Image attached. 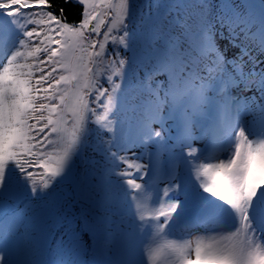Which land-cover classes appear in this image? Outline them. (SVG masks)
<instances>
[{
	"label": "snow or ice",
	"instance_id": "6c2138e0",
	"mask_svg": "<svg viewBox=\"0 0 264 264\" xmlns=\"http://www.w3.org/2000/svg\"><path fill=\"white\" fill-rule=\"evenodd\" d=\"M0 17V190L9 165L33 195L50 188L89 122L107 133L92 155L81 153L74 185L81 200H91V218L77 220L63 199L4 207L0 264H10V252L23 256L21 264H103L118 253L123 220L114 224L109 211L114 174L134 193L136 220L162 219L163 232L181 201L149 207L134 174L175 180L176 153L195 154L192 141L213 108L234 132V151L195 174L204 178L203 191L235 214L236 226L157 244L147 259L264 264V0H0ZM179 188L165 186L163 196Z\"/></svg>",
	"mask_w": 264,
	"mask_h": 264
},
{
	"label": "rangeland",
	"instance_id": "374dc122",
	"mask_svg": "<svg viewBox=\"0 0 264 264\" xmlns=\"http://www.w3.org/2000/svg\"><path fill=\"white\" fill-rule=\"evenodd\" d=\"M0 20H2V17H0ZM174 124H175L174 121H169L170 129L174 128ZM215 125H216V127L215 126H213V127L216 129V131H215V129H213V132H215V133L213 134L212 138H214L216 136L218 138V135H219V138L222 139L224 137V135L221 134L222 131H224L225 134L230 133L232 136H234V132L231 130L229 125H226V126L225 125L224 126L219 125V124H215ZM210 130H212V129H210ZM105 135H107V133L103 134L102 128H100L98 125H96L94 123L89 122L87 124L84 132L81 133V137H80L81 142L78 143L77 147L79 145L83 144L82 151L86 153V151H89L86 149V141H92L95 144H97V142L100 140L99 138H101L99 136H105ZM205 138L209 139V130H207L205 132ZM250 138H253V137L250 136ZM193 140L199 141L197 143L199 145H201L202 144L201 142H203L202 140H204V133L201 130H199L195 134V139H193ZM113 146L115 148L117 146V144H114ZM76 151H77V148H76L75 152ZM133 151H137V150L133 149ZM75 152H74V155H75ZM90 155H92V153H90L89 156ZM207 157L205 156L203 158L201 157L197 160H193V162L191 164L192 168L188 169V170H186V168H184V166L180 164L179 175L175 180H172L170 178V176H168L167 174L161 175V176H152L151 178H148V179H140L139 177L137 178L136 174H134L135 178L142 184L143 191H144L145 195L148 196L149 207H151L153 209L158 208L161 203H164L168 200L179 199L181 201V204L184 201L188 200L192 196L193 192L196 189L194 186H192L188 182L187 174L196 173V169L199 167V165L207 163L206 161L209 160ZM212 159H213V163H215V162H218L219 160H222L223 157L221 154L214 153V154H212ZM74 162H75V158L72 157V161L70 162L67 169H69L70 167H73ZM7 173L8 172L6 170V180H7ZM61 179H63V175L60 177H57L54 181L61 180ZM125 180H126L125 177H120V176L114 174L112 179L109 181V186H111L113 188L114 183H116V184L118 183V186H116L115 188L119 187L120 193L121 192L123 193L124 189H122V187H123L122 185H124L123 183H125ZM176 183L180 184L179 190L171 192L168 197H164L163 196V189L165 188V186L174 187V185ZM5 188H7V187L5 186ZM124 188H125V192L123 194L124 199L121 200L119 196L114 194V205H113V207L117 208L116 206H118L119 205L118 203H120V201H121L120 204L122 206H129V207L135 208L134 207L135 201L132 199V195L134 193L132 192V190L129 187L124 186ZM56 195H55V199L62 200V198H60L59 192H57ZM120 195L122 196V194H120ZM136 195L138 196L139 193H136ZM260 195H261V201L258 203H264V193H261ZM69 199H67V200L63 199V200H66L68 203H70ZM124 210L128 211L130 209L120 208L117 211H115L113 209V214L111 213L112 214V221L115 224L117 222L114 220L120 221L122 219L123 223H122L121 227L126 228L128 231V235L130 237H133L135 235L133 233V229H130L129 227L125 226V224L127 222H133L134 223L136 221L133 220V218H131L130 214H126L127 211H124ZM208 211H209L208 209L203 210L204 213H207ZM76 212H77V209L75 207H72V214L76 216ZM129 212H131V211H129ZM193 215L196 217V215L193 214V212L191 213V211H183L181 209V206H180V208L178 209L177 215H175L173 217V221L171 223H173L175 220H177V221L180 220L186 224H184L183 227H181V226L179 227V226L174 225V224L168 225L164 229L163 232H160L161 233L160 237L157 238L158 244L164 243L166 241H172V240L176 241L177 243H182L185 240H188V239L194 240V239H196V237L202 236V235L208 236V235H214V234H222V233L234 230V228L236 226V220L234 219V222L231 225H227L222 221L220 224H218L216 226L214 224H210V225L202 226L201 228H199V225L196 226V223H194L193 219H191L192 217H194ZM227 215L230 218H232V217L235 218V214L231 211V209L228 210ZM155 222H158V221H155ZM161 222L162 221L160 220L159 223H161ZM148 223H150V222H148ZM134 225H137V224L135 223ZM140 230H143V229H140ZM144 232L141 235H143V237L147 238V242L152 240L151 238L154 235L152 233V230L149 228L146 233H144ZM259 241L262 245H264V233L259 234ZM142 242L145 244L146 239L143 238ZM137 246L138 247H135V248L140 249V246L138 244H137Z\"/></svg>",
	"mask_w": 264,
	"mask_h": 264
},
{
	"label": "trees",
	"instance_id": "16d2710c",
	"mask_svg": "<svg viewBox=\"0 0 264 264\" xmlns=\"http://www.w3.org/2000/svg\"><path fill=\"white\" fill-rule=\"evenodd\" d=\"M52 3L54 6H59L63 3V0H52ZM66 8L69 19H74L76 17V8L72 5H68L66 6ZM80 142L81 140L79 141V143ZM92 145H95V143L92 141H86V149L89 150L86 151V153L82 151L83 144L79 145L77 147L75 155L73 154V157L75 158L74 166L70 167L65 171V173L63 174V179L54 181L51 187L46 190L41 191L38 189L35 195L32 194L31 187L28 181L26 179H21L22 174L19 173V170L16 169L14 165H9V168L7 169V180L5 181V185L10 191L9 195L7 196V200L12 201L15 207L20 208L33 206L51 207L54 206L55 203L58 201L57 199H55V195L57 192H59L60 198L66 200L70 198L69 204H71V207H75L77 209L76 216L74 215L77 220L80 219L82 213L91 218V200H81L74 185L78 179V170L80 167L79 161L81 158V153L85 155H89L90 153H92ZM117 147H120V145L117 144L115 148ZM113 186L114 189L108 185V189L113 194H116L117 196L121 197L120 194H122V192L120 193L119 187L115 188L116 186H118V183H114ZM122 189H124V187H122ZM87 191L89 193V196L91 197V195L95 193V185L89 184L87 186ZM109 211L113 214V209H110ZM122 236L124 238V244L122 245L120 251L116 254L103 257V264H149L147 255L145 253H131L130 251L135 249L136 244L139 243L138 240L133 241L130 244L128 243V237L126 233L123 232ZM19 255L20 256H18V258L23 260V256L21 254ZM136 256H138L139 259L136 258Z\"/></svg>",
	"mask_w": 264,
	"mask_h": 264
},
{
	"label": "bare ground",
	"instance_id": "6f19581e",
	"mask_svg": "<svg viewBox=\"0 0 264 264\" xmlns=\"http://www.w3.org/2000/svg\"><path fill=\"white\" fill-rule=\"evenodd\" d=\"M225 124L227 125V123H225ZM213 153H214V152H210L208 156H209V157L212 156ZM208 159H209V158H208ZM206 162H207V163H213V159H212V157H210V159H209L208 161H206Z\"/></svg>",
	"mask_w": 264,
	"mask_h": 264
}]
</instances>
